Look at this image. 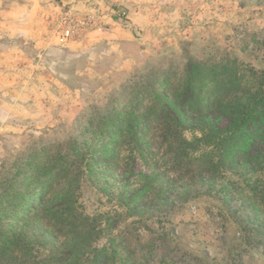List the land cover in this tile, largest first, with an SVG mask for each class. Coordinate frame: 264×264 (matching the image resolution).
Returning a JSON list of instances; mask_svg holds the SVG:
<instances>
[{"label": "rangeland", "instance_id": "1", "mask_svg": "<svg viewBox=\"0 0 264 264\" xmlns=\"http://www.w3.org/2000/svg\"><path fill=\"white\" fill-rule=\"evenodd\" d=\"M65 28L74 36L64 40ZM195 65L264 88V0H0V246L3 233L16 264H42L57 253L72 264L71 253L84 258L89 244L121 250L101 254L98 264H264L262 125L246 128V153L200 178L195 171L212 149L201 147L188 167L181 146L159 131L140 130L137 144L117 142L126 116L144 113L150 102L132 108L134 86L150 77L175 83ZM115 108L126 114L118 134L110 129L97 148L96 131ZM218 119L225 128L227 120ZM199 137L184 133L188 141ZM58 148L83 154L74 159L81 182L75 206L101 234L77 250L42 223L20 221L16 207L15 196L36 190L26 208L37 210L49 187L43 199L51 204L72 181L42 175ZM38 181L49 185L37 190ZM68 225L61 231L72 237Z\"/></svg>", "mask_w": 264, "mask_h": 264}, {"label": "trees", "instance_id": "2", "mask_svg": "<svg viewBox=\"0 0 264 264\" xmlns=\"http://www.w3.org/2000/svg\"><path fill=\"white\" fill-rule=\"evenodd\" d=\"M214 70L215 68L212 67L202 68L201 65H195V69L187 72L182 80L175 81V83H165L166 85L161 86L159 85L160 80H152L154 77H150L143 84L134 86L130 97L131 107L134 108L136 104L149 100V104L145 105V112L134 113L133 109L131 114L126 116L124 126L118 134V130L114 129L115 125L122 121L123 119L120 117L126 114L123 111L117 112L115 108V115L105 117L96 131L98 134L96 147L102 144V140L105 142L110 140L109 136H104L110 129H114L118 134L120 138L117 142L121 145H124L125 142L130 145L131 143H139L145 137V134L140 133V130L144 133L159 131L165 140H171L174 144L181 146L179 159L182 157L183 165L188 167L195 163L193 155L201 147L213 150L210 155L206 156L208 157L206 162L204 161V164L200 166L201 173L195 171L196 177L200 178L205 172L215 173L220 168V162H233L236 153H246V149L244 150L243 147L249 148L251 141L248 138L249 134L246 128L252 125L264 127V88L262 85L258 87L249 86L242 77L237 80L235 78H219L220 74ZM205 74L209 76L208 79ZM164 88L169 89L168 93L165 94L162 91ZM219 116L227 120V125L223 129H220L218 125ZM145 117H149V120L147 125L141 128V124L145 122ZM154 120H156L155 123H153ZM196 125L197 127H195ZM186 131H200L201 137L188 141L184 138ZM106 145L110 144L105 143L103 148ZM74 151L75 153L71 152L70 149L58 148L48 155V161L44 168H40L42 175L46 178L50 177V181L54 182L57 178H69V176L72 180L67 184L65 190L57 196L55 202L51 204L48 201L44 202L43 198L48 197L51 193L50 187L46 189V195L38 202L40 204H37L39 206L37 210L26 207L30 204V200L39 195V191L36 192L35 190V192H28L25 195L19 193L15 197L20 200L16 206L20 221L27 218L31 225L42 223V229L55 234L56 240L62 237L71 238L70 243L74 244L73 249L77 250L83 248V244L79 243L91 240L95 242L100 239L101 234L95 223H88V218H85L79 207L75 206V203L78 204L77 190H79L81 182L80 179L76 178L77 175L73 174L75 173L74 159L77 156H83V154L80 151ZM103 154L106 156L105 152ZM258 157L260 155L253 156L251 159L258 162ZM215 158H219L220 161H215ZM234 163L236 164V162ZM245 163L247 164L249 161L245 160ZM89 169L93 171L92 168ZM58 173L59 176L57 177ZM72 174L73 177H71ZM141 177L148 179L145 181H150V177L146 175H141ZM48 185L49 182L38 181L37 190L48 187ZM147 191L148 187H142L132 197L131 201H136ZM69 222L71 225H68ZM51 224H55L56 227L51 228ZM58 225L60 229H57ZM67 225L70 226L67 233L73 234L72 237L67 236L66 233L63 234L64 231H61H66ZM2 235L3 233H1L0 264H16L15 260L19 255L9 252L8 246L11 247L13 243L11 241L7 243L8 239L2 242ZM123 242L124 246H130L131 242L127 237L123 236ZM111 246L107 245L98 249L89 244L82 255H86L84 258H79L77 255L80 253L77 251L71 253L72 256L69 258L72 264H85V261L98 264L97 258L101 254L107 255L109 253L111 256L115 253H121V250L115 247L111 248ZM29 254L27 257L23 255V259L31 257L33 253ZM55 256L46 257V261L42 264H65V262L69 264L63 254L57 253Z\"/></svg>", "mask_w": 264, "mask_h": 264}, {"label": "built area", "instance_id": "3", "mask_svg": "<svg viewBox=\"0 0 264 264\" xmlns=\"http://www.w3.org/2000/svg\"><path fill=\"white\" fill-rule=\"evenodd\" d=\"M73 36H74V29H72V28H65V29L63 30V35H62V37H63L64 40H66V39H68V38H71V37H73Z\"/></svg>", "mask_w": 264, "mask_h": 264}]
</instances>
